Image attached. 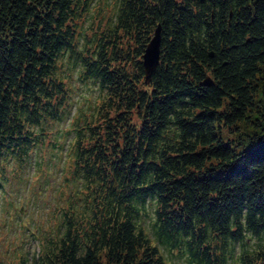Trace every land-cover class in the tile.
<instances>
[{
    "label": "trees",
    "instance_id": "16d2710c",
    "mask_svg": "<svg viewBox=\"0 0 264 264\" xmlns=\"http://www.w3.org/2000/svg\"><path fill=\"white\" fill-rule=\"evenodd\" d=\"M91 2L0 0V175L4 156L26 162L37 129L61 120L67 55L99 91L74 122L79 186L55 210L63 231L20 264H168L140 223L149 201L158 240L184 247L189 264H264V0H119L80 49ZM158 25L160 60L145 85ZM241 123L256 129L224 142ZM247 237L258 242L248 248Z\"/></svg>",
    "mask_w": 264,
    "mask_h": 264
},
{
    "label": "rangeland",
    "instance_id": "374dc122",
    "mask_svg": "<svg viewBox=\"0 0 264 264\" xmlns=\"http://www.w3.org/2000/svg\"><path fill=\"white\" fill-rule=\"evenodd\" d=\"M119 0H92L88 15L79 23V46L94 40L113 22ZM73 66V67H72ZM260 92L256 98L259 111H264V66ZM79 66L68 55L61 62L60 76L69 98L59 121L48 122L37 129V145L24 163L6 155L1 159L0 175V264H20L21 259L32 261L40 252L45 239L61 234V220L57 208H68L71 192L79 183L71 178L70 145L74 136V122L88 118L98 101V85L92 80L81 81ZM258 119V118H256ZM82 123V122H81ZM241 131L222 133L224 142L239 141L243 131L256 129L250 125ZM232 145V144H231ZM75 206V205H74ZM155 205L146 203L140 223L154 243H157L168 264H189L186 249H169L158 240L154 223ZM264 239V238H263ZM257 239L247 237L246 247L252 248ZM239 254L241 244H235ZM226 264H235L231 258Z\"/></svg>",
    "mask_w": 264,
    "mask_h": 264
},
{
    "label": "water",
    "instance_id": "95a60500",
    "mask_svg": "<svg viewBox=\"0 0 264 264\" xmlns=\"http://www.w3.org/2000/svg\"><path fill=\"white\" fill-rule=\"evenodd\" d=\"M203 1V0H198ZM160 45H161V26L158 25L154 30L153 37L146 46L142 56V66L144 69V84L148 85L151 82L153 73L155 72L160 60ZM211 58L214 54L209 55ZM214 83L207 77L203 81L204 86H211Z\"/></svg>",
    "mask_w": 264,
    "mask_h": 264
},
{
    "label": "flooded vegetation",
    "instance_id": "af4514ba",
    "mask_svg": "<svg viewBox=\"0 0 264 264\" xmlns=\"http://www.w3.org/2000/svg\"><path fill=\"white\" fill-rule=\"evenodd\" d=\"M253 3H254V4L259 3V0H253Z\"/></svg>",
    "mask_w": 264,
    "mask_h": 264
}]
</instances>
